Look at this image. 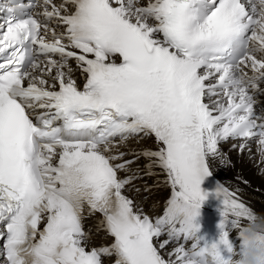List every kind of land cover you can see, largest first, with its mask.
<instances>
[{
  "label": "snow or ice",
  "instance_id": "1",
  "mask_svg": "<svg viewBox=\"0 0 264 264\" xmlns=\"http://www.w3.org/2000/svg\"><path fill=\"white\" fill-rule=\"evenodd\" d=\"M0 12L7 14L0 23L5 264H103L105 256L114 264H193L189 257L214 264L221 245L234 257L225 225L236 230L240 249L241 229L256 215L237 193L219 183L213 190L218 240L198 236L190 220L208 195L200 185L209 159L224 162L219 142L264 138V109L256 110L249 91L264 78V59L255 55L264 53V0H5ZM53 18L64 31L49 40L44 21ZM69 59L86 74L82 89ZM141 134L157 142L158 150L139 153L150 160L149 174L157 165L171 186L155 222L122 194L134 177L121 179L118 170L132 161L113 163L124 153L111 154L114 138ZM85 206L103 214L111 245L89 248ZM162 233L167 239L157 247ZM174 240L191 245L179 243L168 253L176 259L166 260L160 249Z\"/></svg>",
  "mask_w": 264,
  "mask_h": 264
},
{
  "label": "bare ground",
  "instance_id": "2",
  "mask_svg": "<svg viewBox=\"0 0 264 264\" xmlns=\"http://www.w3.org/2000/svg\"><path fill=\"white\" fill-rule=\"evenodd\" d=\"M57 4L64 2V0H55ZM66 7L71 10V5H66ZM48 26L51 27V31L47 34V37L52 38V32L60 34L63 32V25L58 23V19L55 18L54 20H50ZM73 65L71 67V73L77 74L82 71L81 68L77 66V63L74 59ZM67 71V69H65ZM223 99L224 103L226 104V98L221 97H212V99ZM208 98L206 97V100ZM151 140L148 138H142L139 140L138 144H140L141 149H151ZM257 141L258 137L253 138L252 141H245L246 142V149L241 150L238 146L237 147H229L227 144L218 145L220 152L223 154L224 162L221 163L219 159L212 160L209 159L211 166L216 170V172L224 178H227L229 182L234 183L238 188H240L245 197L255 206H249L254 210L256 214L264 216V159L261 158V155L257 152ZM137 143V142H135ZM150 143V144H149ZM241 143V142H240ZM154 146H157V143H154ZM158 150V149H157ZM157 177L153 179L151 182H146L142 184V188H149L146 192L148 195V199L150 201H158L161 200L163 197L168 200L170 198V191L164 192L163 189L159 185V177L161 173H156ZM151 185V186H150ZM165 211L161 210L159 213H156V216L162 217ZM231 228V227H229ZM233 236L237 239L239 245V238L236 235V230L232 229ZM89 239L93 242H96L102 246H109L110 244L107 237L103 239H99L95 235H90ZM161 242L167 239V234L162 233ZM240 246V245H239ZM175 247H172L169 243L166 245L165 248L161 249V252L165 257L169 260H175L176 257L174 255L169 256L168 253H171ZM112 257H104L105 262L111 260Z\"/></svg>",
  "mask_w": 264,
  "mask_h": 264
},
{
  "label": "clouds",
  "instance_id": "3",
  "mask_svg": "<svg viewBox=\"0 0 264 264\" xmlns=\"http://www.w3.org/2000/svg\"><path fill=\"white\" fill-rule=\"evenodd\" d=\"M257 145L258 154L264 155V138L258 140ZM198 215H194L190 220V227L196 232L200 228V225L194 222ZM240 236L243 247L235 255L236 258L218 252L214 257V264H264V216L256 214L243 225ZM189 259L193 264H200L198 258L189 257Z\"/></svg>",
  "mask_w": 264,
  "mask_h": 264
}]
</instances>
